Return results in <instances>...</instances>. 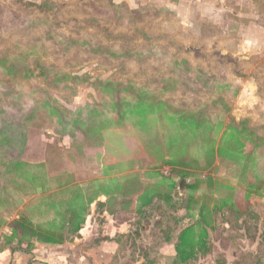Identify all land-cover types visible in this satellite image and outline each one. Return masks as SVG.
<instances>
[{"label":"rangeland","instance_id":"rangeland-1","mask_svg":"<svg viewBox=\"0 0 264 264\" xmlns=\"http://www.w3.org/2000/svg\"><path fill=\"white\" fill-rule=\"evenodd\" d=\"M252 27L260 55L241 48ZM263 44L264 0H0V248L25 247L11 224L52 191L43 168L34 182L4 168L17 159L42 164L49 143L73 149L75 162L62 156L68 185L85 192L116 189L124 184L119 172L138 166L144 184L192 197L195 213L204 205L207 264L226 263L220 245L228 264H264V188L250 185L242 167L250 141L227 129L231 116L247 118L264 137ZM249 74L256 105L242 103ZM218 96L230 111L209 107L193 123L164 106L139 126L124 117L137 97L197 112ZM252 159L264 168V145ZM182 180L193 187L181 189ZM56 208L63 215L71 207Z\"/></svg>","mask_w":264,"mask_h":264},{"label":"crops","instance_id":"crops-1","mask_svg":"<svg viewBox=\"0 0 264 264\" xmlns=\"http://www.w3.org/2000/svg\"><path fill=\"white\" fill-rule=\"evenodd\" d=\"M261 47L257 31L250 28L241 48L260 55ZM241 87L242 103L256 105L257 85L250 74L243 78ZM106 168L112 171L114 167L106 164ZM138 171V166L118 171L124 173V195L114 197L123 203L109 205L110 210L97 209V201L106 202L113 197L107 187L99 188L100 195L91 204L86 222L77 235H71L61 244L32 241L29 252L4 247L0 251V264H179L175 246L178 234L189 223L186 211L171 207L164 200L165 191L144 184L145 178L142 180ZM221 246L218 253L225 260L220 262L228 264L232 256ZM209 257L210 252L183 264H207Z\"/></svg>","mask_w":264,"mask_h":264},{"label":"trees","instance_id":"trees-1","mask_svg":"<svg viewBox=\"0 0 264 264\" xmlns=\"http://www.w3.org/2000/svg\"><path fill=\"white\" fill-rule=\"evenodd\" d=\"M122 88L128 90L132 94L135 93L129 86L124 85ZM161 106H164L166 109H171L172 113H178L179 116H173V118L177 117L174 119L178 120L181 124L195 122V117L206 112L209 107H219L223 113H228L231 109L228 102L221 96L202 105L197 112H188L187 110L171 108L165 101L157 100L155 97L148 102L142 97H137L135 104L124 112V117L130 115L133 124L139 126L148 121L149 114L153 112L156 113L162 108ZM117 114L119 115L118 111H116V116ZM121 114L122 112L120 113V117L122 116ZM167 117L172 116H168L167 114ZM205 120L213 127L214 124L211 119ZM196 121V126H200L201 122L198 119ZM105 124L106 123H102V125ZM86 127L87 131H89L92 128V124L89 123ZM227 129L230 131L231 136L236 134L250 141L252 150L249 152L245 150L247 159L242 167L248 172V181L250 185L260 189L264 188L263 165L256 161V159H252V153L255 151V147L264 145V143L261 142L264 140V137L256 133L255 127L250 125L247 118H240L237 120L235 117L231 116L230 122L227 124ZM66 131L67 128H63L60 132L64 134ZM64 154L72 157L71 160L75 162L73 149H65L59 147L57 144L48 143L44 149V161L42 164H31L17 159L7 164L4 168L8 173L12 171L17 177L16 179H23L27 182H34L40 178L42 179L43 176L40 177V175H36L38 171H35V168L39 171L43 168V175L46 179V183L52 190L48 193L43 192L40 196L36 197L29 206L21 211L19 217L12 222L11 228L14 237L18 235L19 238L17 242L19 244L25 243V247L20 249L5 246L9 247L11 251L29 252L33 248L32 241L46 244H61L68 240L70 235H77L79 229L83 225V223L76 222L77 217L79 218L81 215H86L91 204L94 203L100 195L98 190L85 192L80 186L68 185L69 175L64 167V158L62 157ZM183 185H185V183L182 180L180 185L181 189L183 187H193ZM42 186H44V184H42ZM41 190L45 191L43 187ZM111 193L113 194L112 199L107 198L106 202H96L98 210L103 207L109 209V205L119 206L123 203L117 202L114 195H124V186L111 190ZM165 193L166 198L164 200L173 208L184 209L186 211V216L189 218L188 225L183 228L177 236V243L175 246L177 263H187L190 258L194 259V257L209 253L211 247L208 228L211 224L209 214L205 212V206L201 205L198 212L195 213V203L192 197H181L180 194L175 197L170 192ZM60 202H65L71 207L67 209L63 215L61 211L56 208V205ZM233 208H235V206H233ZM244 213H246V210L238 212L239 215ZM60 214L65 218L64 221L59 220L57 215ZM3 249L4 247L0 248V251Z\"/></svg>","mask_w":264,"mask_h":264}]
</instances>
